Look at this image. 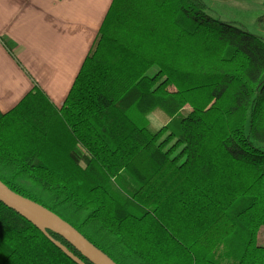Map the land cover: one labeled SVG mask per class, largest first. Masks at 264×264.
I'll use <instances>...</instances> for the list:
<instances>
[{
    "label": "trees",
    "instance_id": "16d2710c",
    "mask_svg": "<svg viewBox=\"0 0 264 264\" xmlns=\"http://www.w3.org/2000/svg\"><path fill=\"white\" fill-rule=\"evenodd\" d=\"M206 10L112 0L61 107L0 112V182L114 264H264V38ZM69 255L0 201V264Z\"/></svg>",
    "mask_w": 264,
    "mask_h": 264
},
{
    "label": "crops",
    "instance_id": "0c3cea01",
    "mask_svg": "<svg viewBox=\"0 0 264 264\" xmlns=\"http://www.w3.org/2000/svg\"><path fill=\"white\" fill-rule=\"evenodd\" d=\"M112 0H0V112L33 88L60 108Z\"/></svg>",
    "mask_w": 264,
    "mask_h": 264
},
{
    "label": "water",
    "instance_id": "95a60500",
    "mask_svg": "<svg viewBox=\"0 0 264 264\" xmlns=\"http://www.w3.org/2000/svg\"><path fill=\"white\" fill-rule=\"evenodd\" d=\"M0 201L32 225L41 229V225L51 228L55 233L71 245L82 257L91 264H114L104 254L94 248L75 229L54 215L43 206L24 198L0 182ZM44 232V231H43ZM52 242L55 241L44 232ZM77 264H81L74 256L69 255Z\"/></svg>",
    "mask_w": 264,
    "mask_h": 264
},
{
    "label": "rangeland",
    "instance_id": "374dc122",
    "mask_svg": "<svg viewBox=\"0 0 264 264\" xmlns=\"http://www.w3.org/2000/svg\"><path fill=\"white\" fill-rule=\"evenodd\" d=\"M207 7L206 13L222 22H230L236 26H240L248 32L259 35L264 38V0H202ZM157 72L152 67L147 75L153 76ZM157 119L167 122L166 116L161 111H155L148 116L150 126L157 130L159 128L153 126V122Z\"/></svg>",
    "mask_w": 264,
    "mask_h": 264
},
{
    "label": "clouds",
    "instance_id": "9594fccd",
    "mask_svg": "<svg viewBox=\"0 0 264 264\" xmlns=\"http://www.w3.org/2000/svg\"><path fill=\"white\" fill-rule=\"evenodd\" d=\"M165 123L166 121L157 119L153 122V126L159 128V127H163Z\"/></svg>",
    "mask_w": 264,
    "mask_h": 264
}]
</instances>
